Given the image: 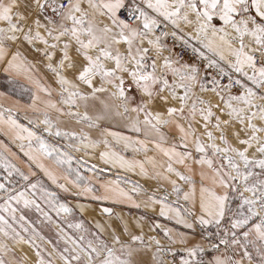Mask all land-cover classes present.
<instances>
[{
	"label": "snow or ice",
	"instance_id": "obj_1",
	"mask_svg": "<svg viewBox=\"0 0 264 264\" xmlns=\"http://www.w3.org/2000/svg\"><path fill=\"white\" fill-rule=\"evenodd\" d=\"M126 6L125 0H0V65L6 73L26 75L35 85L37 94L28 107L38 114L29 121L33 128L13 118L11 108L0 110V123L8 125L16 139L28 142L27 149L21 144L27 172L0 154V168L7 173L0 182V235L33 245L38 264H57V258L62 264H155L157 259L164 264L159 257L164 247L156 236L146 235L144 218L132 224L123 217L122 224L110 225L108 236L102 225L91 238L61 230L67 246L57 258L48 252L45 259L35 243L39 233L33 228L26 239L13 226L18 223L29 233L20 223L26 218L17 217L13 205L34 206L51 220L37 199L29 198L31 190L57 216L70 215L73 209L39 180L31 182L36 164L53 183L63 180L59 186L64 191L71 183L80 190L77 195L91 194L96 200L128 202L137 208L159 206V215L187 229L215 224L219 230L230 201L238 195L230 226L212 247L240 249V258L219 255L204 262L197 259L204 251L198 244L186 249L191 259L183 264H264V0H140L130 10L131 18L122 15ZM177 45L190 50L189 59L176 51ZM29 52L43 58L56 87L36 77ZM54 93L58 99H53ZM97 104L98 110L90 114ZM112 115L126 117L124 127L135 137L100 128V121ZM62 117L99 130V137L94 139L85 128L65 130ZM41 125L44 133L69 143L48 142ZM114 145L143 152L144 159H127ZM101 146L106 165L139 169L140 175L157 181L156 188L134 183L126 190L117 179L95 195L93 188L82 186L88 178L82 176L81 160L72 152ZM44 159L54 167L46 166ZM14 175L25 182L23 190L17 191ZM72 175L75 179L69 181ZM138 194L146 199L137 203ZM103 211L111 217V208ZM68 227L88 232L83 221ZM165 235L172 244L187 239L185 233L174 235L171 228ZM153 246V260H143ZM9 253L14 249L0 242V264H23L7 259Z\"/></svg>",
	"mask_w": 264,
	"mask_h": 264
},
{
	"label": "rangeland",
	"instance_id": "obj_2",
	"mask_svg": "<svg viewBox=\"0 0 264 264\" xmlns=\"http://www.w3.org/2000/svg\"><path fill=\"white\" fill-rule=\"evenodd\" d=\"M130 2L131 0H128L126 4H129ZM136 2H140V0H137ZM171 43L172 40L171 38H169V44ZM177 49H178V45L176 47V50ZM178 52L182 54V51L178 50ZM41 83L45 84L44 81L43 82L41 81ZM30 88L31 91H29V99L25 97H22V99L28 101L32 98V93L36 91V87L32 86ZM128 91L131 95L137 96L138 98V94L136 93L134 88H130L128 89ZM53 99H58V96H56L55 93L53 94ZM97 107L98 104L96 105V108ZM96 108L91 109L92 113L98 110ZM80 110L83 111V107H81ZM11 115L13 116L15 115V113H11ZM23 125L34 128V126L31 124H23ZM80 128H85L86 131L92 130L95 132V129L89 130L83 124H81ZM100 128H105V126L102 125L101 121H100ZM42 129H43V125H41L40 131L41 134L44 135L45 139L48 140V142L57 145H64V146H66L69 143L67 139L57 138L54 135L49 136L47 133H44ZM64 129L70 130L66 128ZM10 131L11 129L8 127V125L0 124V154L10 158L14 163L18 165V167H20L22 170L27 172L28 158L24 155L23 152H21V144H24L25 149H27L28 142L27 141L21 142L19 140H15L9 134ZM121 132H123L124 135H129L133 137H135L136 135L130 129H125L123 131L121 130ZM92 135L94 139L99 137L95 133H92ZM143 138L144 137L141 135L140 139ZM33 147H35V145H33ZM114 147L116 151L120 152L121 155L126 156L129 159H137V158L139 160L144 159L143 152L135 153L132 148L125 149L123 145H114ZM149 147H152V145L150 144ZM103 150L104 148L103 146H101L100 148H97L95 150H90L88 152H72V154L78 160H81L80 172L82 176L88 178V180L84 181V184L82 186H88L93 188L95 195H100L105 191L104 185L107 182L115 181L117 179H120V187L126 190L131 189L134 183L143 185L145 189H149V190H154L156 188L157 181L149 180L146 177L141 176L137 171L135 172L125 171L124 169H120L118 167L106 165L105 162L100 158V152ZM13 153H15V156L12 155ZM153 154H154L153 152L148 153V155H153ZM44 160L46 161L47 164H52V161L47 159ZM93 166L95 167L93 168ZM73 167L74 168L77 167L75 161L73 163ZM89 168H92L93 170L89 171ZM32 171L36 173V176L31 178L32 183H36L37 180H39L41 182L42 187L46 188L50 192L55 193L57 199L60 202L66 203L69 207L73 209V212L70 215L62 214L61 216H57L56 213L52 211L48 205L44 204L43 201H41L38 198L39 193L36 197H33L31 194V190H29L28 192L29 198L37 199V203L41 205V208L45 212H48L49 215H51L52 217L51 220L45 219V217L39 211H37L34 206H29L25 208L22 202L19 205L16 204L13 205L14 207L18 208L17 217L23 215L26 218L24 221H20V223H23L25 227L29 228V233H23L18 223H14L13 226L16 227L17 231H21V234L24 235L26 239L29 237L33 228L36 230V232L39 233V235L36 236L35 238V243L40 245V252L42 255H44L45 259H48L47 256L48 252H51L53 254V258H57V253L59 251H62L63 248L67 246L65 244V241L61 238L62 235L61 230H63V232L69 235H73V236L86 235L87 238H91V235L99 234V229L97 227V225L99 224H103L105 226L104 228L105 232L103 233V235L108 236L110 231V225H113L114 223H120V224L123 223V220L126 216L122 214L121 212L122 208L119 205L128 204V202H124V203L117 202L112 199L96 200L93 198L91 194L77 195V193L80 190L77 189L71 183L67 184L69 191H64V189H62L59 186L60 183H64L63 180H60L57 183H53L36 164H33ZM6 175L7 173L5 172V170L3 168H0V182H4V177ZM73 179H75V175L69 177V181ZM12 182L15 185L17 191L23 190V188L25 187V182L20 180L19 177H16L15 175L12 177ZM0 196H4V194L0 193ZM135 199L137 200V203H140L139 200H144L146 199V197L143 194H138L135 197ZM171 199L174 200L175 197L173 196ZM0 203H3V199H0ZM181 203H183V201H181ZM239 203H240L239 196L236 195L235 198L230 201V205H229L230 211L227 213L225 220L222 222V225L219 230L217 228V225L215 224H211L207 226H200L199 224H197L195 231L199 232V234L207 235L210 240L205 246H203L204 251L201 254H199L197 259L204 260V254L206 255L210 252H218V251L225 253L231 251L236 258L241 256L240 249L229 248L227 251H225L223 245H220L219 250L212 247L214 243H219L218 236L220 232L223 230V228L230 226L232 211H235L237 209ZM81 205H83L85 208L89 207L88 208L90 209L89 211L92 212L93 215L96 217L97 222H94V220L89 217V215L87 214L88 211H85V209L81 211L80 209ZM105 208L112 209L111 217L103 211ZM137 210L139 211L141 209L138 208ZM139 213L141 212H138V214ZM142 215L145 217L144 214ZM121 217H123V220L120 219ZM130 220L133 221V219ZM80 221H83L84 228L88 230L87 233L81 232L80 230L75 228L68 227V224H76L79 223ZM0 242H6L9 244L11 248L14 249V253H9L7 259L14 258L17 261L23 260V264H38V257L36 255L37 249L33 245L17 244L10 238L3 237L2 235H0ZM161 245L170 246L176 252V254H178L184 260L191 259L188 256V252L186 251V249L188 248H193L191 246H186L182 244L178 245L172 243H163V242H161ZM251 250L255 252L254 248ZM155 252L156 249L154 247L149 252V255L153 256ZM156 261L159 264V259H157ZM57 264H62V261H59L58 258H57Z\"/></svg>",
	"mask_w": 264,
	"mask_h": 264
},
{
	"label": "crops",
	"instance_id": "obj_3",
	"mask_svg": "<svg viewBox=\"0 0 264 264\" xmlns=\"http://www.w3.org/2000/svg\"><path fill=\"white\" fill-rule=\"evenodd\" d=\"M128 0H125L127 2ZM29 59L32 60L35 63V68L33 69L34 74L40 81H44L45 84L51 85L52 87H56L57 85L54 83V77L53 74L45 67V62L43 61L42 57L36 56L33 57L32 54L29 52ZM4 65H0V110H5L8 108L12 109V113H15L13 115V118L19 121L20 124H29L30 120H33L37 113H34L28 105L31 104L32 98L28 101L22 99V97L29 99V91H31L32 86H35L32 82L29 81L26 75L24 74H16V73H6L3 71ZM68 76L71 78L72 73H67ZM10 90V91H8ZM37 94V89L32 93L33 95ZM41 97L44 96L42 92L39 93ZM56 95V94H55ZM57 96V95H56ZM93 102L90 101V105ZM99 107V106H98ZM98 107L96 109H98ZM90 113H92V110H90ZM93 112L92 114H94ZM54 115H56L54 113ZM65 123L62 127L66 129H76L79 130L81 124H77L74 120L68 117H62L61 118ZM126 117H117L115 115H112L109 119L102 120V125L105 126V128H111L112 131H119L128 129L124 127ZM28 122V123H27ZM2 124V123H0ZM92 131V130H91ZM92 133H95L99 136V131L95 129V132L92 131ZM123 133V132H122ZM9 134L15 139V133L12 132V130L9 132ZM124 134V133H123ZM21 141V140H19ZM24 142V141H21ZM123 156V155H122ZM127 158L126 156H124ZM129 159V158H127ZM137 160H139L137 158ZM43 163H45L48 167H53V164H47L45 160H43ZM53 165V166H51ZM139 172V169L136 170ZM59 172H62L59 170ZM142 176V175H141ZM198 179V177H197ZM140 202L142 200H139ZM124 203V202H123ZM122 210V214L126 216L124 220H128L132 224H136V221L140 220L141 218H144L141 222L145 225L144 232L146 235L149 236H156L158 239H160L163 243H170L165 235L166 229H173V234L176 233H185L186 234V242L185 243H175V244H182L186 246L195 247L196 245H201L202 247L205 246L210 240L207 235L199 234V232L195 231V229H187L184 225L178 224L175 219H169L168 217L159 215V206L156 208H144L141 206L139 209L135 207L132 203L128 204H122L119 205ZM89 207H84L85 211H88V215L90 218L94 220V222H97L96 217L93 215L92 212H90L88 209ZM138 212H141L138 214ZM144 214L145 217L142 215ZM227 215V214H226ZM226 217V216H225ZM130 219H133L131 221ZM102 225L104 228L105 226ZM156 225H160V227H156ZM139 231V229H137ZM177 240H179V237L177 236ZM155 246H153L154 248ZM219 255H227L232 257L233 259H239L240 257L236 258L235 255L232 254L231 251L228 253L225 252H210L208 254H204V262H211L214 260L216 256ZM145 261H152L153 256H150L149 253L144 255L142 257ZM258 260V257H254V261ZM155 264H158L157 261H155Z\"/></svg>",
	"mask_w": 264,
	"mask_h": 264
},
{
	"label": "built area",
	"instance_id": "obj_4",
	"mask_svg": "<svg viewBox=\"0 0 264 264\" xmlns=\"http://www.w3.org/2000/svg\"><path fill=\"white\" fill-rule=\"evenodd\" d=\"M137 0H131V2L129 4H126L127 6L121 10L122 15L129 17V12L130 10L134 9V5L139 3L136 2ZM182 51V55H184L185 59H189V57L192 55L190 50L185 52L184 50H182L179 45H178V49L176 50L177 52ZM214 74V73H213ZM224 83L227 82V80L225 79L224 81H222ZM164 250L163 252H161L159 254V257L162 258L164 264H183L184 259L182 257H180L178 254H176V252L170 247V246H163Z\"/></svg>",
	"mask_w": 264,
	"mask_h": 264
},
{
	"label": "water",
	"instance_id": "obj_5",
	"mask_svg": "<svg viewBox=\"0 0 264 264\" xmlns=\"http://www.w3.org/2000/svg\"><path fill=\"white\" fill-rule=\"evenodd\" d=\"M130 89V88H129Z\"/></svg>",
	"mask_w": 264,
	"mask_h": 264
}]
</instances>
